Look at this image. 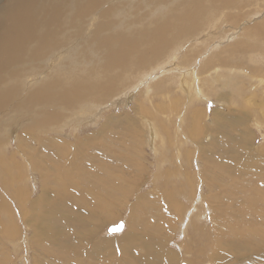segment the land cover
Masks as SVG:
<instances>
[{"label": "rangeland", "instance_id": "374dc122", "mask_svg": "<svg viewBox=\"0 0 264 264\" xmlns=\"http://www.w3.org/2000/svg\"><path fill=\"white\" fill-rule=\"evenodd\" d=\"M5 1L0 0V6ZM128 1L102 0L99 3L100 6L95 7L93 15L86 16L80 13L82 17L79 20L69 21V15L67 14V17L64 15L63 27L68 23L66 21L73 22V25L76 22L74 28L78 27L77 30L80 28L81 31L79 29V34L77 33L75 37L80 35L77 40H84L82 43L79 41V44L74 43L73 48H68L69 41L73 42L74 38L70 36L71 39L70 37L63 39L62 35L59 38L63 40V50L67 48L77 50L70 56L77 57L75 60L79 61V63L75 62L77 65H74V69L71 66L73 64H69L67 60L59 62V64H66L63 67L62 77L68 76L69 86L73 83L72 101H77L79 94L83 91L79 81L82 80L85 84L89 80L88 84H90L92 83V79H88L90 76L95 78L93 89L89 85L92 95L87 94L86 99L91 98L92 101L98 102L99 99L110 97V95L113 98L110 97L112 101L110 105H108L109 97L106 101H101V104H97L99 108L101 107L100 109L103 108V111L94 123L83 121L84 124L80 123L75 127L76 129L68 125L62 129L61 122L58 123V121L60 116H63L61 113L63 109L59 108L63 105V98H60L57 89L50 85L46 87L49 96L38 92L39 84L47 80L45 75H38L39 78L34 76V79L30 75L26 78L28 90L26 93L32 91L35 94L33 98L16 90L22 87L21 84H13L12 89L15 92L12 93L11 108L16 115L15 126L14 129L12 124H10L12 127L8 126V131L12 130L7 137L5 133L0 136V263L41 264L50 260L52 264H120L122 258L128 257L135 261H143L135 264H160V249H163V253L169 254L168 264L182 262L229 264L233 262L231 259L238 264L247 260L243 256L255 253L262 256L253 258L254 260L248 259L253 260L254 264H264V59L261 56L264 55V33L253 36L257 38H254L257 41L255 43L247 36L248 40L253 42L250 46L252 54L251 58H248L250 60H241L245 55L242 54V49L246 46L240 42L244 39L243 25L258 21L264 26V18L261 19L264 17V0H219V4L218 0H198L197 2L203 7H207L206 4L210 2L211 8L207 11L212 12L213 17L204 16L202 23L195 22V25L199 27V30L198 28L195 30V36L183 38L176 44L173 42V34L175 35L177 30L179 35L183 26L185 27L180 17L182 15L169 13L168 7L167 10H160L159 4L162 5L163 0H157V2L156 0H146L147 2L134 0L135 3L133 0ZM191 1L196 0H187L185 4L188 7L185 9L193 6L191 4L194 2ZM223 1L225 5L233 6V10L226 8L224 11L220 8L224 5ZM136 3L138 5L135 6ZM155 3L157 6L153 8ZM174 6L171 4V7ZM113 9L117 13H114ZM119 11L122 13L118 14ZM242 11H247L249 15L235 25L236 17L233 18V15L238 14L242 17ZM225 12H227V18ZM245 12L244 14H247ZM99 15L103 18L100 19ZM94 16L96 17L94 24L97 22L96 25L93 24L95 27L90 25V19ZM231 21L235 22L234 25ZM77 22H79L78 26ZM213 22L214 28L209 27L208 25ZM116 26H120L121 29H116ZM178 27L181 28L178 29ZM86 28H91L90 32L94 33L91 36L87 35L88 41L81 39L83 29L86 30ZM147 30L159 32L160 35L163 34L162 37L166 42H171L172 45L167 50L173 53L170 61L172 60V64L179 68L176 70L181 73L186 74L191 71L187 75L188 78L196 75L197 90L203 91L201 93L204 98L202 96L200 98L201 93L198 91H194L197 94L193 93V89L191 92L188 86L185 89L180 87L177 71L164 74V69L158 70L159 74L143 77L144 79L136 75L137 70L133 71V62L135 61V65L137 61L135 59L139 58L138 62H140L143 57V60L148 58L146 62L152 59L151 62L156 63L160 56H158V47L155 46L156 53H154V48L150 50L143 42L142 37L148 34ZM65 31L64 28V33ZM170 31L174 32L170 33ZM209 31L216 32L211 34L212 36H205V33ZM143 32L146 33L143 35ZM99 33L102 36H97ZM108 40L111 41L108 43ZM218 40L228 44L230 48L232 46L235 50L237 49V52L234 51L231 58L229 57L231 66L222 65L225 54L231 55L229 48L221 53L219 57L221 62L210 59L221 48H226V45H220V49H214V43ZM90 42L98 43L100 46H97L95 50H89L87 48ZM239 42L243 48L239 46ZM100 48L105 54L109 51L113 55H116V51L122 50V58H118L121 66L114 65L115 61L110 62L114 65L113 67L102 65L110 60L101 59L102 56H106L100 52ZM105 49L108 51L105 52ZM48 50L51 51L50 48ZM94 51L99 54H95ZM62 53L64 52L61 51L59 55ZM258 53L261 54L258 55ZM52 54L55 55V51H52ZM234 54L238 59L240 58L239 61L233 57ZM174 56L178 58L175 59ZM93 69H98L97 72L100 74L85 75L87 71L94 72ZM169 76L173 79L167 81ZM116 78L120 79L119 83H115ZM147 78L148 82H146ZM163 80H166L163 83L164 89L158 91L151 87L147 90V85ZM188 82L192 84V80ZM5 84L7 82L0 86V93L10 86ZM127 84H130L129 90L132 92L128 101L125 99L128 94L130 97V93L126 92ZM34 85L38 87L34 88ZM181 85L185 86L182 83ZM59 86L63 85L59 82ZM29 87L31 90L28 89ZM186 90L190 95L191 93L194 95L189 96ZM117 93L121 95L119 98H123V103L115 102L119 101L118 98H114ZM81 103L73 109L83 105ZM104 105L106 107H102ZM70 111L72 109L68 111L65 109L64 116L69 115ZM51 119L52 122H50ZM0 129L2 131L3 127L0 126ZM57 149L62 152L65 150L63 154L67 159L65 163L71 162L73 166L82 168L85 176L93 180L96 186L104 185L105 175L110 178L107 185L110 191L106 196L107 204L104 201L102 203L103 215L90 212L94 208L93 202L97 197L90 195L93 191L91 184L83 180L77 170L64 166L67 169L66 177L62 184L56 183L60 173L51 165L52 161L57 159L55 156V154L58 156ZM124 158H128L129 162L126 163ZM128 186L131 191L129 194L128 192L124 194L121 190L127 189ZM81 201L86 202L87 205L76 204ZM139 205L147 211L145 215L137 213L136 207ZM154 208L156 210L160 208L161 211L164 209L162 219H160L162 216L160 213L155 215L157 211ZM247 208L254 212L243 217L242 214ZM63 213L65 214L63 220L68 225H64V222L57 224L58 238L62 241L59 247H63V250L57 252L50 250L51 256L48 258L42 254L39 246H47L46 241L39 238V232L48 231H45L44 224L39 223L40 227H35L33 221L42 218L40 220L43 223L48 224L53 220L52 225H55V218ZM107 213L109 215L105 217ZM129 218L132 219L131 223L128 221ZM140 219H147V225H143L145 223ZM223 219L231 221L232 225H240L241 230L238 228V232L245 236L236 238L239 234L233 233L225 237L228 232H222L226 231ZM119 221L124 222L122 231L112 234L106 232L109 225ZM76 222L80 224L77 225ZM4 226L6 229L2 232ZM212 226H216L220 234H215L211 229ZM151 227L157 229L156 234L152 236L151 233L148 234ZM64 229L69 233L70 238L61 234ZM234 234L236 235L233 236ZM244 238L248 240L246 242L248 247L242 244L244 246L242 249L239 244ZM215 239H219L216 243L220 247L215 246L213 242ZM251 248L260 251L250 252ZM235 251L241 257L229 258V255ZM218 254L222 257L219 258ZM247 264L251 263L248 261Z\"/></svg>", "mask_w": 264, "mask_h": 264}, {"label": "bare ground", "instance_id": "6f19581e", "mask_svg": "<svg viewBox=\"0 0 264 264\" xmlns=\"http://www.w3.org/2000/svg\"><path fill=\"white\" fill-rule=\"evenodd\" d=\"M101 1L102 0H6L1 6H0V86L2 85V84H4V83H6L7 82V84H5V85H10L9 87H7V89L5 90L4 88V90L3 91H1V93H0V113H1V115H2V118L0 119L1 120V123H0V126L1 127H3V130L1 131V129H0V136L3 134V133H5L6 134V137L9 135V133L11 132V130L12 129H14V126H15V121H16V115L13 113V110H12V108H11V103H12V100H11V97H12V93L13 92H15L13 89H12V87L14 86L13 84H15V83H19V84H21L22 85V87L20 86V89H16L17 91L19 90V92H22L24 95H26V96H28V97H30V98H33V97H35V94L31 91H29V92H27L26 93V85H27V80H26V78L28 77V76H30V75H32L33 77V79H34V76H36V77H38V75H45V77H46V79L47 80H45V82L42 84V83H40L41 81H39V86H40V89L38 90V92H43V93H45V95L46 96H49V94H47L48 92H47V90H46V87L48 86V85H50V86H53V87H55L56 89H57V91H58V93H59V97L60 98H63V105L62 106H60L59 108L62 110L61 111V113L63 114V116H60V118H59V121H58V123L59 122H61V127H62V129H63V127L64 126H72L74 129H76L75 127L76 126H78L80 123H83V121L85 122V123H94L95 122V119L99 116V115H101V113H102V109H100L99 108V106L97 105V104H101V101L103 102V101H106L107 99H108V97L109 96H107V98L106 97H104V98H102V99H99L98 100V102H96V101H92L91 100V98H89V99H86V95L88 94V95H92L91 93H90V91H89V89H91V87L93 86V79L95 78V77H92V76H90L88 79H92V83H90V84H88L89 83V80H87L88 81V83H85V84H83V81L82 80H80L79 78V85L81 86V89L83 90L80 94L79 93H77V94H79V96H78V100L77 101H75V102H73L72 101V94L74 95V92H73V90L71 89L72 88V84H71V86H69L68 84H69V81H68V76H67V78H65V77H62V71H64V69H63V67H65L66 66V64H59V62L62 60V61H65V60H67V62L70 64V63H72L73 65H71L72 66V69H74V65H77V63L75 64V62H77L75 59L77 58L75 55H74V57H76V58H72V57H70V56H72L73 54H75L76 53V51L77 50H73V52H72V50H70V49H68V48H73L74 47V45L76 44V42L78 43L79 41L77 40L79 37H80V35H79V37H75V36H77L79 33H78V30L80 29H78L77 30V28L75 29L74 28V25L76 24V22H75V24L73 25V22H69V21H74L75 19H80L82 16H80V13H83L84 15H86V16H89V15H93L94 13H92L93 11H95V7H97L98 5H99V3H101ZM116 1H119V0H116ZM128 1V0H127ZM138 0H135V2H137ZM186 1L187 0H163L162 2H163V4L161 5V4H159L160 5V7H161V9L160 10H162V9H166L167 10V7L169 8L168 10H169V13H171V14H173V13H176V15H182V16H180L182 19H183V23H184V25H185V27L183 26V28H182V30L179 32V35H178V33H177V30H176V33H175V35L173 34V42L176 44V43H178L180 40H182L183 38H193V35H194V33H195V30H196V28H198V30H199V27H198V25H195V22L197 23V22H201L202 23V19H203V17L205 16L206 18H208V17H210V18H212L213 17V13L212 12H208L207 10H209V8H211L210 6L211 5H209V3L208 4H206L207 5V7H203V6H201L197 1L198 0H196L193 4H191V5H193V6H190L188 9H185V7H188V6H186ZM204 1V0H203ZM206 1H208V0H206ZM222 1V0H221ZM107 2V1H106ZM106 2H104V3H106ZM114 2V1H113ZM122 2V1H121ZM129 2V1H128ZM133 2H134V0H133ZM134 2V3H135ZM139 2H142V1H139ZM138 2V3H139ZM143 2H147L146 0H143ZM142 2V3H143ZM156 2H157V0H156ZM170 2V3H169ZM219 2V0L217 1V3ZM224 2L225 1H223V4H224ZM103 3V4H104ZM131 3H132V1H131ZM115 4V3H114ZM117 4V3H116ZM143 4H145V3H143ZM171 4H174L175 6L174 7H171ZM219 4V3H218ZM111 5V4H110ZM118 5H119V3H118ZM117 5V6H118ZM123 5V4H122ZM129 4H127V6H128ZM135 6L136 5H138L137 3L136 4H134ZM164 5V6H163ZM190 5V4H189ZM216 5V4H215ZM221 5V4H220ZM100 6V5H99ZM109 6V5H108ZM121 6V5H120ZM127 6H125V8H127ZM130 6V5H129ZM133 6V5H132ZM155 6H157V4L155 3V5H153V8L155 7ZM114 7H116V6H114ZM122 7V6H121ZM134 7V6H133ZM132 7V8H133ZM139 7V6H138ZM218 7V6H217ZM216 7V8H217ZM220 7V6H219ZM100 8V7H99ZM105 8V7H104ZM106 8H108L107 6H106ZM110 8V7H109ZM108 8V9H109ZM113 8V7H112ZM117 8V7H116ZM129 8V7H128ZM220 8H222L224 11H226V8L227 9H232L233 10V6L232 7H230V5L228 4V5H223V6H221ZM240 8H243V7H241L240 6ZM133 9H135V8H133ZM132 9V10H133ZM252 9V8H251ZM104 10V9H103ZM102 10V11H103ZM111 10V9H110ZM109 10V11H110ZM114 10L115 9H113L112 11L114 12ZM121 11L123 10V9H120ZM136 10V9H135ZM138 10V9H137ZM159 10V11H160ZM185 10H186V12H185ZM231 10V11H232ZM118 11V10H117ZM140 11V10H139ZM177 11H181V12H177ZM218 12V11H217ZM234 12V11H233ZM236 12V11H235ZM243 12V11H242ZM245 12V11H244ZM244 12H243V14H244ZM251 12V11H250ZM262 12V11H261ZM112 12H110V14H111ZM114 13H117L116 11L114 12ZM120 13H122V12H118V14H120ZM221 13V12H220ZM226 13V18H227V12H225ZM224 13V14H225ZM229 13V12H228ZM240 13V12H239ZM245 13H247V14H242V17H241V15H238V14H234L233 15V18L234 17H236V24L235 25H238L239 23H241V21H243L244 19H242L243 17H247L249 14H248V12L246 11ZM67 14L69 15V21H66V22H68L67 24H65V27H63L64 26V15L67 17ZM82 14V15H83ZM96 14V13H95ZM107 14V13H106ZM110 14H109V16H110ZM138 14V13H137ZM230 14V13H229ZM232 14V13H231ZM252 14V13H251ZM108 15V14H107ZM132 15H133V13H132ZM136 15V14H135ZM175 15V16H176ZM220 15V14H219ZM258 15H260V14H258ZM95 16H97V15H95ZM91 17V26L94 24V21L96 20V17ZM105 16V15H104ZM112 16V15H111ZM175 16H173V17H175ZM65 17V18H66ZM85 17V16H84ZM108 17V16H107ZM106 17V18H107ZM180 17H178V18H180ZM85 18H87V17H85ZM99 18H100V15H99ZM99 18H98V20H99ZM101 18H103V17H101ZM100 18V19H101ZM111 18V17H110ZM113 18H115V17H113ZM120 18V17H119ZM158 18V17H157ZM228 18H230L229 16H228ZM253 18H254V16H253ZM262 18H264V17H261V19ZM67 19V18H66ZM67 19V20H68ZM72 19V20H71ZM84 19V18H83ZM122 19V18H121ZM120 19V20H121ZM172 19V18H171ZM223 19V18H222ZM87 20V19H86ZM111 20H112V18H111ZM116 20H118V19H116ZM124 20V19H123ZM168 20V19H167ZM173 20V19H172ZM207 20V19H206ZM77 21V20H76ZM84 21H85V19H84ZM88 21H89V18H88ZM87 21V22H88ZM103 21V20H102ZM122 21V20H121ZM174 21V20H173ZM177 21H179V20H177ZM210 21V20H209ZM209 21H207V22H209ZM252 21V20H251ZM115 22V21H114ZM118 23L120 22V21H117ZM228 22V21H227ZM230 22V21H229ZM78 24H77V26L79 25V22H77ZM85 23H86V21H85ZM89 23V22H88ZM96 23L97 22H95V24L94 25H96ZM102 23V22H101ZM124 23V22H123ZM163 23V22H162ZM180 23V22H179ZM201 23H199V24H201ZM210 23V22H209ZM231 23H233V25H234V23L235 22H232L231 21ZM242 23H244V22H242ZM247 23V22H246ZM263 23V22H262ZM87 24V23H86ZM108 24V23H107ZM111 24L112 25H114L112 22H111ZM111 24H109V25H111ZM121 24V23H120ZM119 24V25H120ZM170 24H171V22H170ZM169 24V25H170ZM198 24V23H197ZM93 25V26H94ZM162 25V24H161ZM224 25V24H223ZM87 25H85V27H86ZM89 26V25H88ZM101 26V25H100ZM99 26V27H100ZM115 26V25H114ZM113 26V27H114ZM174 26V25H173ZM172 26V27H173ZM180 26V25H179ZM201 26H204V25H201ZM209 27H213L214 28V26H215V23L213 22V24H209L208 25ZM220 26V25H219ZM79 27H81V26H79ZM95 27V26H94ZM98 27V26H97ZM170 27V26H169ZM171 27V28H172ZM64 28L66 29V31H65V33H64ZM157 28V27H156ZM174 28V27H173ZM181 28V27H180ZM179 27H178V29H180ZM224 28V27H223ZM89 29H91V28H86V30H84L83 29V36H82V38L81 39H86L87 40V38H88V36H91V35H93L92 34V32H90V30ZM100 29H102V28H100ZM116 29H121V27L120 26H116ZM169 29V28H168ZM175 29V28H174ZM177 29V28H176ZM239 29V28H238ZM72 30H74V31H72ZM98 30V29H97ZM111 30H112V27H111ZM158 30H159V28H158ZM161 30V29H160ZM211 30V29H210ZM80 31H81V29H80ZM103 31V30H102ZM152 31V30H151ZM242 31H243V38L244 39H242L240 42H243L244 44H245V46H246V48H244V49H242V54L244 55V58L242 57L241 58V60H244V59H248V58H251V56H252V54L250 53V51H251V45L253 44V42L255 43V39H257V38H253V36L255 35L256 36V34H258V33H264V26H263V24H260L258 21H256V22H253V23H251L250 25H243L242 26ZM94 32V31H93ZM106 32H108L107 30H106ZM174 32V31H173ZM172 31H170V33H173ZM215 32L216 31H209V32H206L205 33V36H209V35H211V34H215ZM237 32V31H236ZM239 32V31H238ZM78 33V34H77ZM81 33V32H80ZM120 33H121V31H120ZM144 33H146V32H143V35H144ZM147 33L148 34H146L145 35V37H142V39H143V42H145L146 43V45H147V48H150V50L152 49V48H154V53H156V50H155V46H156V48L158 47V51H159V54H158V56L156 55V58L158 59V62H156V63H153V62H151V60L152 59H150V61L149 62H146L147 61V59H145V60H143L142 58H141V61L140 62H138L139 60V58H137V59H135V60H137L136 61V64L134 65V62H133V67H134V72L136 73V75L137 76H139V77H141L142 79H144L143 77H151V76H155L157 73L159 74V71L158 70H163V73L165 74V72H167V73H171V72H174V71H177L176 69H178L179 70V68L176 66V65H174V64H172V60L170 61V57L172 56L171 54H173V53H171V52H169V51H167L169 48H170V45H172L171 44V42L170 43H168V42H166L164 39H163V37H162V33L163 32H161V34L162 35H160V33L159 32H156V31H152V32H148V30H147ZM169 32H168V34H170ZM218 33V32H217ZM228 33H230V32H228ZM63 34H64V36H63ZM103 34V33H102ZM221 34V33H220ZM61 35H62V38L63 39H66L65 37H70V36H72L74 39H73V42H70L69 40V47L67 48V49H65V50H63V43H62V41L63 40H59V38L61 37ZM88 35V36H87ZM99 35H101L100 33L97 35V36H99ZM166 35H167V33H166ZM178 35V36H177ZM261 35V34H260ZM87 36V37H86ZM96 36V35H95ZM102 36V35H101ZM100 36V37H101ZM170 36V35H169ZM195 36V35H194ZM204 36V37H205ZM212 36V35H211ZM250 37V39L252 40L253 39V42H251L250 40H248V37ZM108 37V36H107ZM61 38V39H62ZM92 38V37H91ZM199 38V37H198ZM208 38V37H207ZM223 38V37H222ZM67 39H69V38H67ZM70 39H71V37H70ZM111 39V38H110ZM131 39V38H130ZM134 39V38H133ZM133 39L131 40V41H133ZM204 39H206V37L204 38ZM211 39V38H210ZM217 39V38H216ZM259 39H260V37H259ZM262 39V38H261ZM94 40V39H93ZM115 40V39H114ZM127 40V39H126ZM207 40V39H206ZM205 40V41H206ZM222 40V39H221ZM72 41V40H71ZM88 41V40H87ZM91 41V40H90ZM101 41H103V40H101ZM100 41V42H101ZM111 40H108V43L110 42ZM195 41V40H194ZM204 41V40H203ZM202 41V42H203ZM209 41V40H208ZM215 41V40H214ZM214 41H213V43H214ZM230 41V40H229ZM264 41V40H263ZM64 42H66V40L64 41ZM81 43L82 42H84V40L83 41H80ZM94 42H95V40H94ZM201 42V41H200ZM199 42V43H200ZM210 42V41H209ZM239 42V43H240ZM257 42V41H256ZM75 43V44H74ZM80 43V44H81ZM91 43V42H90ZM89 43V44H90ZM93 43V42H92ZM91 43V44H92ZM103 43H107V42H103ZM107 43V44H108ZM156 43V44H155ZM180 43V42H179ZM235 43V42H234ZM237 43V42H236ZM259 43V42H258ZM261 43V42H260ZM79 44V43H78ZM89 45L88 46V48L87 49H94L95 50V48L97 47V46H100V44H92V45ZM106 44V45H107ZM134 44H136V43H134ZM202 44V43H201ZM233 44V43H232ZM238 44V43H237ZM257 44V43H256ZM84 45V44H83ZM111 45V44H110ZM196 45V44H195ZM220 45H223V46H225L226 45V43L225 44H223V43H221V41H217L216 43H214V49L215 48H221L220 47ZM240 45H242L241 43L239 44V46ZM255 45V44H254ZM81 46V45H80ZM85 46V45H84ZM122 46V45H121ZM120 46V47H121ZM140 46V45H139ZM222 46V47H223ZM109 47V46H108ZM134 47V46H133ZM175 47V46H174ZM210 47V46H209ZM226 48L225 49H223V48H221L220 49V51L219 52H217L216 53V55L215 54H213V57L212 58H210V59H212V60H214V59H216V61L218 60V62H221L222 60L219 58L220 57V55H222L221 53L222 52H224V50H227L228 48L230 49V52H231V55H228V54H230V53H226L225 54V57H223L224 58V63H222V65H225L226 67L228 66V64L230 63V56H232V53L235 51V52H237L234 48H232V46H231V48L228 46V44L225 46ZM240 47H242L243 48V46H240ZM258 47V46H257ZM257 47H255V48H257ZM51 49V51H49L48 49ZM106 48V47H105ZM144 48V47H143ZM173 48V47H172ZM75 49V48H74ZM82 49V48H81ZM86 49V48H85ZM104 49V48H103ZM115 49V48H114ZM118 49V48H117ZM123 49V48H122ZM211 49H212V47H211ZM83 50V49H82ZM141 50V49H140ZM147 50V49H146ZM150 50H148L149 52H150ZM177 50V49H176ZM180 50V49H179ZM202 50V49H201ZM52 51H55V55L54 54H52ZM61 51H63L64 53H62V54H60L59 55V53H61ZM87 52H88V50H86ZM98 51V50H97ZM106 51H108V49H105V52ZM114 51V50H113ZM157 51V52H158ZM249 51V52H248ZM91 52V51H90ZM100 52H102V49L100 48ZM173 52V51H172ZM180 52V51H179ZM215 52V51H214ZM94 53L96 54V53H98V52H95L94 51ZM103 54H104V56H106V57H103L102 56V60H103V58H108V60H110L108 63L106 62V64H102V65H104L105 67H109L110 65L113 67L115 64H117V67H120L121 66V64H120V62H119V60H118V58H122V54H123V52H122V50H119L118 52L116 51V55L114 54L113 55V53H109V51H108V53L107 54H105L104 52H102ZM140 53V52H139ZM146 53H148V52H146ZM175 53V52H174ZM58 54V55H57ZM88 54H90L89 52H88ZM99 54V53H98ZM153 54V53H152ZM176 55L178 54V53H175ZM224 54V53H223ZM251 54V55H250ZM261 54V53H260ZM259 53H258V55H260ZM91 56H93L92 54H90ZM142 55V54H141ZM151 55V54H150ZM154 56H155V54H153ZM56 56H57V58H56ZM82 56V55H81ZM114 56L116 57L115 59H114ZM137 56H138V54H137ZM139 56H140V54H139ZM148 56H149V54H148ZM148 56H146V57H148ZM179 56V55H178ZM261 56H263V59H264V55H261ZM134 57V56H133ZM150 57V56H149ZM173 57V56H172ZM175 57V56H174ZM181 58H182V56H180ZM230 57V58H229ZM235 59H237L238 61H239V59H238V57L236 56V54H234V56H233ZM153 58V57H152ZM176 58H178L177 56L175 57V59ZM154 59H155V57H154ZM173 59V58H172ZM132 60H134V59H132ZM162 60H165V61H162ZM181 60V59H180ZM248 60H250V59H248ZM254 60V59H253ZM33 61V63H30V62H32ZM50 61V63L48 64V62ZM100 62H101V60H99ZM111 61H115V63H114V65H112L110 62ZM153 61V60H152ZM176 60H174V62H175ZM178 61V60H177ZM257 61V60H256ZM42 62H44V63H42ZM90 62V61H89ZM173 62V63H174ZM207 62V61H206ZM214 62V61H213ZM250 62V61H249ZM253 62V61H252ZM78 63H79V61H78ZM147 63H149V64H147ZM44 64V65H43ZM180 64H184V63H180ZM230 65V64H229ZM254 65V64H253ZM70 66V67H71ZM221 66V65H220ZM231 66V65H230ZM80 67V66H79ZM180 67V66H179ZM183 67H185V66H183ZM239 67V66H238ZM30 68V69H29ZM182 68V67H181ZM189 68H191V67H189ZM264 68V67H263ZM29 69V70H28ZM32 69V70H31ZM41 69H42V71H41ZM86 69V68H85ZM117 69V68H116ZM86 70H88V69H86ZM94 70V69H93ZM97 70L98 69H95L94 70V72H91V71H87V74H85L86 76L87 75H89V73H93V76L95 75V76H97L96 74H100V73H98L97 72ZM150 70V72H148ZM154 70H155V72H154ZM182 70V69H181ZM40 71H41V73H40ZM132 71V72H133ZM187 71V70H186ZM84 72V71H83ZM190 73H191V71H189ZM189 72H186V74H184V73H181V72H179V71H177V75L179 74V76H178V80H179V86L180 87H182V88H184L185 89V87L186 86H188V88L191 90V92H192V89H193V93H194V91H198L197 89H198V85H197V82H196V80L195 79H197L195 76L196 75H194V77H192V76H190L189 78L187 77V75H189L190 73ZM37 75H36V74ZM125 73H126V71H125ZM192 73H193V71H192ZM65 74V73H64ZM123 74H124V72H123ZM128 74H129V72H128ZM162 74V73H161ZM68 75H69V73H68ZM174 75V74H173ZM176 75V74H175ZM174 75V76H175ZM65 76V75H64ZM164 76V75H163ZM44 77V78H45ZM110 77H111V75H110ZM30 78V77H29ZM28 78V79H29ZM39 78V77H38ZM60 78H62V79H60ZM65 78V79H64ZM87 78V77H86ZM126 78V77H125ZM157 78H158V76H157ZM186 78H188V80L186 79ZM32 79V80H33ZM100 79V78H99ZM117 80H116V82L115 83H119L120 82V79L119 78H116ZM122 79V78H121ZM133 79V78H132ZM151 79V78H150ZM154 79V78H153ZM173 78L171 77V76H169L168 78H167V81H170V80H172ZM214 79H216V78H214ZM214 79H212V80H214ZM39 80V79H38ZM83 80H84V77H83ZM159 80V79H158ZM192 80V84L190 85L189 84V82L188 81H191ZM211 80V79H210ZM211 80V81H212ZM30 81V80H29ZM111 81V80H110ZM146 81V80H145ZM157 81V80H156ZM155 81V82H156ZM34 82H36V81H34ZM34 82H32V83H34ZM59 82H60V84H62L63 86L61 87V86H59ZM146 82H148V78H147V81ZM151 82V81H150ZM164 82H166V80H163V81H161V82H157L156 84H154V83H152V84H150V85H147V90L148 89H151V87H152V89L154 88V89H156V90H158V91H160V90H162V89H164L163 88V83ZM210 82V81H209ZM38 83V82H37ZM36 83V84H37ZM113 83V82H112ZM140 83V82H139ZM143 83V82H142ZM181 83L182 84H184L185 86L183 87L182 85H181ZM87 84V85H86ZM101 84V83H100ZM102 84H103V81H102ZM108 84V83H107ZM82 85H84V86H82ZM89 85H91V87L89 86ZM113 85V84H112ZM114 85H116V84H114ZM113 85V86H114ZM121 85V84H120ZM125 85V84H124ZM130 85V84H129ZM129 85L127 84L125 87H126V89H127V91L126 92H128V93H130V97H129V94L127 95V93H123V94H125V95H127L126 96V101H128V99L129 98H131V95H132V92L129 90ZM153 85V86H152ZM30 86H31V84H30ZM38 87V85H34V88H36V87ZM121 86H123V85H121ZM212 86H213V84H212ZM211 86V87H212ZM17 87V86H16ZM19 87V86H18ZM32 87H33V84H32ZM31 87V88H32ZM67 87V89H65ZM97 87V86H96ZM100 87V86H99ZM138 87V86H137ZM192 87V88H191ZM181 88V89H182ZM201 88V87H200ZM29 90H31L30 89V87L28 88ZM73 89H74V86H73ZM92 89H93V87H92ZM107 89V88H106ZM188 89V90H189ZM202 89V88H201ZM44 90V91H43ZM129 90V91H128ZM183 90V89H182ZM188 90H186V92H187V94L189 95V96H192V95H194L193 93H191L192 95H190V93H189V91ZM28 91V90H27ZM81 91V90H80ZM99 91V90H98ZM93 93H94V91H92ZM97 92V91H96ZM111 92H112V90H111ZM124 92V91H123ZM203 93V91L202 90H199L198 91V93ZM108 93V92H107ZM110 93V92H109ZM201 93V94H202ZM106 94V93H105ZM111 94V93H110ZM109 94V95H110ZM121 94V93H120ZM197 94V93H196ZM199 95L200 96V98H201V96H202V98H204L203 97V94L202 95ZM121 95H119L118 93L117 94H115V96H114V98L116 99V98H118L119 99V101L118 100H116L115 102H117V103H119V102H121V103H123L124 102V100H123V98L121 99V98H119ZM198 96V97H199ZM76 97V96H75ZM110 97H111V95H110ZM109 97V101H108V105H110L111 104V102L112 101H110V99L112 98H110ZM197 97V96H196ZM191 98V97H190ZM193 98V97H192ZM113 99V98H112ZM80 103V102H82L81 104H83V105H81V106H79L77 109H73V108H76L77 107V104L78 103ZM92 102H96L95 104H93ZM192 103V102H191ZM75 104V105H74ZM107 103H105V105H106ZM190 104V103H189ZM102 106V107H106V106ZM101 106V105H100ZM186 106V105H185ZM65 109H67V111L69 110V109H72V111H70V113H69V115H66V116H64V112H65ZM100 109V110H99ZM194 110V109H193ZM196 112V111H195ZM194 112V116H195V113ZM164 113V112H163ZM182 113V112H181ZM15 118V119H14ZM3 121V122H2ZM53 120L51 119L50 120V122H52ZM220 121V120H219ZM218 123V122H217ZM10 124H12V126H13V128L10 130V131H8L9 130V127H12ZM14 124V125H13ZM84 124V123H83ZM148 124V123H147ZM60 125V124H59ZM9 126V127H8ZM149 127H151V125L149 126ZM60 128V127H59ZM58 128V129H59ZM57 129V130H58ZM61 129V128H60ZM180 130V129H179ZM62 131V130H61ZM195 131V130H194ZM198 131H200V129L198 130ZM150 137V136H149ZM152 138V137H151ZM152 140V139H151ZM53 143V142H52ZM55 143H57V142H55ZM54 144V143H53ZM62 144V143H61ZM93 144V143H92ZM91 144V145H92ZM98 145H100V144H98ZM152 145V144H151ZM34 146V145H33ZM64 146V145H63ZM63 146H62V148H63ZM50 147H52V146H50ZM60 147V146H59ZM95 147V146H94ZM98 147V146H97ZM28 148V147H27ZM98 149V148H97ZM101 151H104V150H101ZM55 152V151H54ZM53 152V153H54ZM56 152L58 153V156L55 154V156L57 157V159L55 158L54 159V161H52V168L53 169H57V170H59L58 172L60 173V176H59V178L57 179V184H62V182H63V180L65 179V177H66V173H67V169L66 168H69V169H74V170H77L79 173H80V175H81V177H82V179L83 180H85L86 182H88L89 184H91V188H92V192L90 193V195L91 196H93V197H97V199L93 202V204H94V208H92V206H91V210H90V212H92V213H95V214H104L103 212V210L102 209H104L103 207H102V203H103V201L106 203V196L108 195V193L107 192H110L109 191V189H108V187H107V185H108V183L110 182V178L107 176V175H105L104 176V179H103V183H104V185L103 186H96L95 184H94V182H93V180H91V179H89L88 177H86L85 176V173H84V171H83V169L82 168H77V167H75V166H73V164L71 163V162H67V164L65 163L66 162V158L64 157V153H65V150L62 152L60 149H57L56 150ZM27 154V153H26ZM38 156V155H37ZM31 157V156H30ZM35 157V156H34ZM40 157V156H39ZM38 157V158H39ZM125 157V156H124ZM129 159L128 158H124V161L127 163V162H129L128 161ZM38 161V160H37ZM37 161H34V162H37ZM39 162V161H38ZM66 168H65V167ZM108 178V179H107ZM106 179H107V182H106ZM135 180V179H134ZM136 181V180H135ZM214 184V183H213ZM215 185H219L218 183H215ZM135 186V185H134ZM116 191H118V190H116ZM121 191H124V194L125 193H127L128 192V194L130 193V191H131V188L128 186L127 187V189H123V190H121ZM136 191V190H135ZM115 192V191H114ZM141 196V195H140ZM143 196V195H142ZM103 199V200H102ZM141 199V198H140ZM139 202V201H138ZM76 204H78V205H87V203L86 202H76ZM107 204V203H106ZM142 204V203H141ZM135 207V206H134ZM146 208V207H145ZM150 208V207H149ZM153 209V208H152ZM155 209V208H154ZM102 210V211H101ZM148 210V209H147ZM156 210V209H155ZM136 211H137V213L139 212L140 214H143V215H145L146 213H147V211L144 209V208H141L140 207V205L139 206H137L136 207ZM151 211V210H150ZM154 211V210H153ZM157 212H155V215L156 214H164V209L161 211L160 210V208L159 209H157L156 210ZM102 212V213H101ZM253 212H254V210H252V209H250V208H247L244 212H243V217H247L248 215H251V214H253ZM135 213V212H134ZM153 215H154V213H152ZM63 215H65L64 213L63 214H58V216L55 218V220H54V222H55V225H52V222H53V220L52 221H50V222H48V224L46 223H43L42 222V220H40V219H42V218H37V219H35L34 221H33V223H34V226L35 227H40V225L41 224H44L45 225V231H48V232H45V233H43V232H39L40 233V235H39V238H41V239H43V240H45L46 241V243H47V246H45V247H43V246H41V245H39L40 247H41V251H42V254L43 255H46V257H50L51 255H49V253H50V250H52V251H61V250H63V247H59V244L60 243H62V241L58 238V233H57V227H58V225L57 224H60V223H62V222H64V225H68V223H65V221L63 220V219H65L64 217H63ZM108 215H109V213H107L106 215H105V217H108ZM160 215V216H161ZM52 216V215H51ZM136 216V215H135ZM138 216V215H137ZM253 216V215H252ZM35 217V216H34ZM40 217V216H39ZM54 217V216H53ZM68 217V216H67ZM139 217V216H138ZM162 217H164L163 215L161 216V218L160 219H162ZM111 218H112V216H111ZM144 218V217H143ZM156 218V217H155ZM44 219H45V216H44ZM66 219H69V218H66ZM186 219V218H185ZM141 220V219H140ZM157 220V219H156ZM224 220V222H225V225H226V231H222V232H228V234L225 236V237H227V236H229V235H232L233 233H238L239 234V236H236V238L237 237H240V236H245V235H243L242 233H240V232H238V228H240V230H241V227H240V225H238V226H235V225H232L231 223V221H229V220H226V219H223ZM258 220V219H257ZM130 223L132 222V219L131 218H129V220H128ZM135 221V220H134ZM145 221V222H144ZM150 221V220H149ZM158 221V220H157ZM69 222V221H68ZM72 222V221H71ZM141 222H143V223H145V224H143V225H147V219H143V220H141ZM161 222V221H160ZM242 222V221H241ZM39 223H40V225H39ZM77 223V222H76ZM149 223V222H148ZM151 223V222H150ZM153 223V222H152ZM158 223V222H157ZM71 224H73V223H71ZM80 224V222L79 223H77V225H79ZM155 224V223H154ZM2 225V224H1ZM77 225H75V226H77ZM149 225V224H148ZM158 226V225H157ZM213 228H211L212 229V231H214V233L215 234H220L219 233V230L216 228V226H212ZM159 228V227H158ZM5 229H6V226H4L3 227V229L1 230L2 232H4L5 231ZM146 231H148V230H146ZM156 232H157V229L155 228V227H151V230L148 232V234L150 235V233H151V236L153 235V234H156ZM256 232H257V230H256ZM258 232H260V231H258ZM61 234H65L66 236H67V238H70L71 236L69 235V233L64 229L63 230V233H61ZM146 234H147V232H146ZM236 234H234L233 236H235ZM254 235V234H253ZM42 236V237H41ZM248 236V235H247ZM260 236V235H259ZM241 237V238H242ZM233 239V238H232ZM216 240L218 241L219 239H215V241H213L214 243H215V246L217 247H220V245L218 244V243H216ZM230 241H232L231 239H229ZM261 240V239H260ZM264 240V239H263ZM235 241V240H234ZM252 241V240H251ZM239 242V241H238ZM246 242H248V240L246 241L245 240V238H244V240H242L241 242H240V244H239V247L240 248H242V249H244V246L242 245V244H245L247 247H248V244L246 243ZM264 242V241H263ZM109 244V243H108ZM116 244V243H115ZM233 246V245H232ZM99 247V246H98ZM100 248V247H99ZM161 248V247H160ZM257 248V247H256ZM98 249V248H97ZM96 249V250H97ZM100 249H102V248H100ZM89 250H91V248H89ZM163 249H160V255L159 256H161L160 257V264H168L167 262H168V260H170L169 259V254H165V253H163ZM258 251H260V250H258ZM257 250H255V248L254 249H250V252H258ZM92 252V251H91ZM4 253V252H3ZM220 253V252H219ZM257 254V255H256ZM53 255V254H52ZM163 255V256H162ZM219 255V254H218ZM153 256V255H152ZM232 256V257H231ZM262 255H258V253H255V254H251V255H245V256H243L244 258H247V260L246 261H242V262H239L238 264H247V262L249 261L251 264H254L253 263V258H258V257H261ZM216 257H217V255H216ZM220 257H222V255L220 254L219 255V258ZM239 258V257H241V255L240 254H237V252L235 251V252H233V253H231L230 255H229V258ZM172 258V257H171ZM253 259L252 261L251 260H249V259ZM131 259V260H130ZM217 259V258H216ZM231 260H233V262L232 263H229V264H236V261L234 260V259H231ZM244 260V259H243ZM121 261L122 262H120V264H135V263H140V261L141 262H143L142 260H136L135 261V259L133 260L132 258H122L121 259ZM42 262V261H41ZM215 262V261H214ZM42 263H45V264H48V263H51L52 264V261H48V262H42ZM41 263V264H42ZM0 264H2V263H0ZM38 264V263H37ZM104 264V263H103Z\"/></svg>", "mask_w": 264, "mask_h": 264}, {"label": "water", "instance_id": "95a60500", "mask_svg": "<svg viewBox=\"0 0 264 264\" xmlns=\"http://www.w3.org/2000/svg\"><path fill=\"white\" fill-rule=\"evenodd\" d=\"M123 227H124V222L123 221H119V222H117L115 224L109 225L107 230H106V232L110 233V234L119 233L120 231H122ZM181 264H186V263L182 262Z\"/></svg>", "mask_w": 264, "mask_h": 264}]
</instances>
